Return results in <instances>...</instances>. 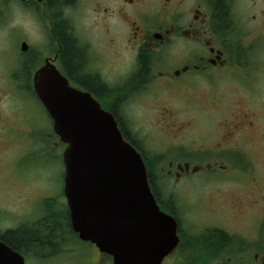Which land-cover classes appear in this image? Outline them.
Segmentation results:
<instances>
[{"label": "flooded vegetation", "instance_id": "1", "mask_svg": "<svg viewBox=\"0 0 264 264\" xmlns=\"http://www.w3.org/2000/svg\"><path fill=\"white\" fill-rule=\"evenodd\" d=\"M24 3L39 19L46 42L34 47L13 34L8 37L6 46L0 47V191L7 192L12 187L8 180L10 171H6L8 162L14 159L15 163H20L27 159L26 156L34 158L41 144L45 145L41 140L37 104L45 112L53 137L57 136L54 121L35 89V81H47L54 68L68 79L71 86L92 93L104 108L115 111L120 126L131 138L132 120L128 110L138 100L141 102L153 96L140 89L162 82L166 89L177 93L175 84L182 92L188 83L194 86L188 87L196 98L205 96L204 92L195 90L203 77L209 84L208 97L213 105L208 110L203 109L212 112L209 115L213 124L211 128L219 126L222 133L220 131L217 142L211 145H207L209 142H205L204 137L200 139L204 143L202 146L195 144L191 147L182 143L177 163L170 161L167 171L164 168L162 171L176 181L195 174H215L217 180L203 186L207 193L211 194L213 186L214 190L222 189L228 195L236 193L241 196L238 192L241 191L247 207L249 202L259 203L254 196L260 193V230L253 235L241 224L206 226L199 230L203 226L198 224L199 231L191 234L190 225L184 226L180 217L182 209L175 205L172 197H165L163 191L160 192L157 183L163 178L153 173L154 187L158 189L162 203L168 205L166 210L172 211L178 219L180 242L163 263L264 264V0H66L61 4H56L55 0H24ZM65 6L72 8L71 18L64 17ZM88 11L89 16L84 15V18H89L87 25L90 28L100 27L103 47H95L80 31L79 16ZM62 28L83 55L78 74H72L65 63L66 47L60 35ZM168 55L176 56L180 62L163 69L161 65ZM256 73L260 76V178L256 171V174L244 172L241 178L228 179L224 173L235 168L232 160L250 156L232 148L242 149L244 146L231 138L244 134L241 131H246L247 118L256 113L249 114L242 105L233 113L225 104V97L232 84L242 85ZM107 80L112 82L111 86ZM89 82L93 90L87 86ZM100 85L105 89L102 90ZM242 86L252 91L251 87ZM135 96L139 99L135 100ZM168 115H174L171 109ZM234 115L235 121L230 120ZM197 122H200L199 114L184 117L179 124L174 122L172 125L188 127ZM49 136L51 134L46 136L47 141H50ZM137 148L145 153L141 146ZM209 184L213 186L207 187ZM242 198L236 197L232 208L237 209L243 204ZM213 207L218 208L214 203ZM5 210L0 209V240L17 250L6 240L8 232L30 225L37 227L40 220L27 219L22 223L20 220L26 219L24 216ZM4 212L10 213L11 218H7ZM58 221L60 226H56L52 241L39 249L41 251H26L23 254L25 259L30 254L37 264H52L54 261L57 264H78L73 259L78 247L72 246V232L75 238L82 240L74 232L70 218ZM192 225L196 228V224ZM92 246L97 249L96 260H87L85 264H114L112 256L101 253L94 244Z\"/></svg>", "mask_w": 264, "mask_h": 264}, {"label": "rangeland", "instance_id": "2", "mask_svg": "<svg viewBox=\"0 0 264 264\" xmlns=\"http://www.w3.org/2000/svg\"><path fill=\"white\" fill-rule=\"evenodd\" d=\"M84 15L89 16V11L87 14L79 16L81 22L80 31L86 38L88 37L91 40L89 42L95 45V47H99L103 42L101 41L103 40L102 31L100 27L90 28L87 25L89 18L85 20ZM179 62L180 59L176 56L168 55L161 68L165 69L169 64L177 66ZM200 79L195 90L204 92L205 96H196V98L193 97L192 89L189 88L194 86L188 83L186 84L189 87L185 85V89L182 92L179 91L178 84H175L174 87L177 93L166 89L162 82H160V85L154 86L152 84L140 89L141 92L143 91L153 96L141 102L138 100L128 110V114L130 115L128 116L132 120L131 133H133V138L139 142L149 160H152L154 157L160 159V162L153 167L154 175L163 178L161 181L158 179L157 186H159L160 192L163 191L165 197L170 196L174 198L175 205L182 209L180 210V217L184 226L190 225L191 234L203 230L206 226H220L221 224H228L229 226L239 224L240 226L241 224L244 230L246 229L255 235L260 230V193L254 196L259 203L253 204L249 202L247 207L245 200L242 198L243 193L241 191H238L241 193V196L236 193L228 195L222 189L214 190V186L209 184L207 187L210 186L211 188L213 186L212 192L211 194L207 193L206 187L203 186L216 181L215 174H195L176 181L172 176L166 175L162 171V168L167 171L170 161H173L175 164L177 163L178 155L180 154L178 149L182 143H185L186 146L194 147L195 144L204 145L203 141L200 140L203 137L205 142H209L207 145L216 143L218 140L221 129L219 126H215L216 129L211 128L213 124L209 115H212V112L205 111L213 106L208 97L210 92L209 84L205 82L203 77H200ZM107 81L111 86L112 82L110 80ZM121 84L118 83V85ZM115 85L117 87V83ZM242 85L251 87L252 91L245 89ZM242 85L235 86L232 84V89L226 95L227 98L225 97V104L231 108L233 113H236L241 105L249 114L256 113V115H250V118H247L246 131H241L244 134H236L231 138V141L244 146L242 149L234 146L232 148L242 150L250 156L232 160L235 161L233 165L235 168L224 173L228 179L241 178L244 172L256 174V171L260 178L259 73L246 79ZM190 95L192 96L191 98H189ZM145 98L144 96L143 99ZM137 99L139 98L135 96V100ZM262 101L264 102V94ZM30 106L33 107L34 105L31 104ZM169 109L174 113L173 116L168 115ZM36 110L41 120V140L45 142V145L41 144L40 149L36 151L37 156L34 158L26 156L27 159L20 163H15L14 159L8 162L6 171L7 173L10 171L8 180L12 187L8 188L7 192L0 191V209H8L12 213L16 212L20 216H24L26 219L20 220L22 223L27 222V219L34 222V219L41 221L45 217L50 219L48 221L54 219L61 220L68 217L67 200L63 194V150L65 146L63 147V144H60L59 138L53 137L52 130L47 125L48 121L45 117V112L39 104L36 105ZM195 114H199L200 117V122H197L196 125L182 126L184 128L172 125L174 122L175 124H179L182 118H191ZM234 119L235 115L231 116L230 120ZM184 130L186 131L184 132ZM49 134L51 136L48 139H50L51 143L46 138ZM251 156H255L258 161L256 162L255 158ZM219 186L225 187V185ZM236 197H241L243 200V204H240L237 209L232 208ZM213 203L218 207L217 209L213 207ZM162 207L166 209L168 205L162 203ZM4 214L7 218H11L10 213L4 212ZM4 222L8 221L5 220ZM16 223L19 224V221ZM191 223L196 224V228ZM198 224L203 226L199 230H197ZM202 234H204V231ZM70 241L72 246L78 247L76 256L73 257L78 264H85L87 260L92 262L96 260L97 249L91 243L78 240L73 233ZM26 257H28L26 264H37L32 255L28 254ZM52 264H57V261L52 262ZM89 264L94 263L90 262Z\"/></svg>", "mask_w": 264, "mask_h": 264}, {"label": "water", "instance_id": "3", "mask_svg": "<svg viewBox=\"0 0 264 264\" xmlns=\"http://www.w3.org/2000/svg\"><path fill=\"white\" fill-rule=\"evenodd\" d=\"M35 87L52 115L64 151L72 226L115 264H163L179 242L177 220L160 209L142 155L125 140L114 115L88 92L51 72ZM0 264H25L0 241Z\"/></svg>", "mask_w": 264, "mask_h": 264}, {"label": "trees", "instance_id": "4", "mask_svg": "<svg viewBox=\"0 0 264 264\" xmlns=\"http://www.w3.org/2000/svg\"><path fill=\"white\" fill-rule=\"evenodd\" d=\"M56 4H61L62 2H65L66 0H55ZM60 35L62 37V40L66 47L65 52V63L68 65V68H70L71 73L78 74L80 72V69L83 65V55L80 52V49L77 48L75 41H73L70 38V35H67L66 29L62 28L60 30ZM87 84V83H86ZM87 86L90 87L91 90L92 84L89 82ZM101 89H105L104 85H100ZM115 116L117 117V114L115 111H112ZM122 129V127H121ZM123 134L128 140H131V142L139 147L140 145L136 142L135 139L131 138L129 134L126 132V130L122 129ZM144 155V153H143ZM146 158V157H145ZM148 166H149V179L150 183L152 184L153 191L157 198H159V201L162 204V198L160 197L158 189L154 187V177H153V168L152 165L157 164L159 162L158 158L154 160H148L146 158ZM69 213V210L67 214ZM171 213H173L171 211ZM69 215V214H68ZM69 218V216L67 217ZM49 218L45 217L39 222V225L37 227L25 226L22 228H19L15 231L8 232L6 236V240L11 244L14 248H16L19 252L22 254H25L26 251H41L39 249H42L45 247L46 244L50 243L52 241V236L56 232V226L59 227L60 225L57 223V219H54L52 221ZM73 233V232H72ZM74 234V233H73Z\"/></svg>", "mask_w": 264, "mask_h": 264}, {"label": "clouds", "instance_id": "5", "mask_svg": "<svg viewBox=\"0 0 264 264\" xmlns=\"http://www.w3.org/2000/svg\"><path fill=\"white\" fill-rule=\"evenodd\" d=\"M0 47L6 46L8 37L16 34L34 47L46 42L45 32L35 13L25 6L24 0H0ZM63 15L72 17V8L65 6Z\"/></svg>", "mask_w": 264, "mask_h": 264}]
</instances>
